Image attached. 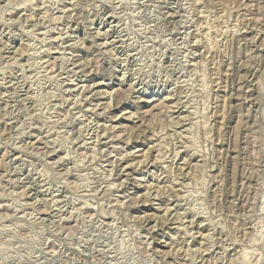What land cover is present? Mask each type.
I'll return each mask as SVG.
<instances>
[{
	"label": "rangeland",
	"instance_id": "rangeland-1",
	"mask_svg": "<svg viewBox=\"0 0 264 264\" xmlns=\"http://www.w3.org/2000/svg\"><path fill=\"white\" fill-rule=\"evenodd\" d=\"M0 264H264V0H0Z\"/></svg>",
	"mask_w": 264,
	"mask_h": 264
}]
</instances>
